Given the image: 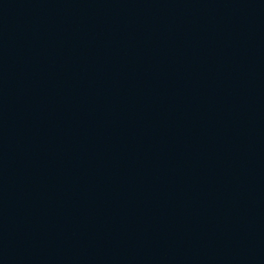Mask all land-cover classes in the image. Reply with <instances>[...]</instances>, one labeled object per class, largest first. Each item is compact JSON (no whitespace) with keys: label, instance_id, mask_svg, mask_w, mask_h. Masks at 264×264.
Returning a JSON list of instances; mask_svg holds the SVG:
<instances>
[{"label":"water","instance_id":"95a60500","mask_svg":"<svg viewBox=\"0 0 264 264\" xmlns=\"http://www.w3.org/2000/svg\"><path fill=\"white\" fill-rule=\"evenodd\" d=\"M0 264H264V0H0Z\"/></svg>","mask_w":264,"mask_h":264}]
</instances>
